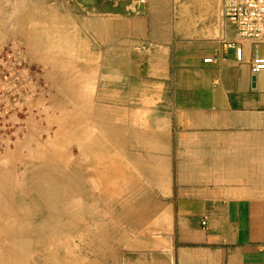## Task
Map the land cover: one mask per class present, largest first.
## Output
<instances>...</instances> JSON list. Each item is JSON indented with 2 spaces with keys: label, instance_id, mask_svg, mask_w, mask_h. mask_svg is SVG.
<instances>
[{
  "label": "rangeland",
  "instance_id": "rangeland-1",
  "mask_svg": "<svg viewBox=\"0 0 264 264\" xmlns=\"http://www.w3.org/2000/svg\"><path fill=\"white\" fill-rule=\"evenodd\" d=\"M148 2L0 0V264H125L129 253L172 248L180 161L163 135L164 96L129 83L131 50L144 49L129 33ZM156 2L161 15L147 22L170 26L182 47L238 34L225 0Z\"/></svg>",
  "mask_w": 264,
  "mask_h": 264
},
{
  "label": "crops",
  "instance_id": "crops-1",
  "mask_svg": "<svg viewBox=\"0 0 264 264\" xmlns=\"http://www.w3.org/2000/svg\"><path fill=\"white\" fill-rule=\"evenodd\" d=\"M156 1L129 33L144 48L131 50L129 83L164 96L163 135L180 161L172 248L129 253L125 264H264V73L251 70L264 42L235 34L226 44L182 47L170 26L147 22L161 15ZM230 42L243 48V61Z\"/></svg>",
  "mask_w": 264,
  "mask_h": 264
},
{
  "label": "built area",
  "instance_id": "built-area-1",
  "mask_svg": "<svg viewBox=\"0 0 264 264\" xmlns=\"http://www.w3.org/2000/svg\"><path fill=\"white\" fill-rule=\"evenodd\" d=\"M148 0H139L146 4ZM224 15L235 27L240 37L255 43L264 42V0H225ZM235 49L238 61H243V48L234 42L227 44ZM206 62L212 59H206ZM251 70L255 74L264 73V56L256 54L251 61Z\"/></svg>",
  "mask_w": 264,
  "mask_h": 264
},
{
  "label": "bare ground",
  "instance_id": "bare-ground-1",
  "mask_svg": "<svg viewBox=\"0 0 264 264\" xmlns=\"http://www.w3.org/2000/svg\"><path fill=\"white\" fill-rule=\"evenodd\" d=\"M17 16V15H16ZM13 26V25H12ZM11 29V28H10ZM8 32H10V31H8ZM23 45V44H22ZM29 54V53H28ZM35 55V54H34ZM114 64V63H113ZM116 67V66H115ZM45 69V68H44ZM20 75V74H19ZM3 84V83H2ZM1 84V85H2ZM4 85V84H3ZM5 86V85H4ZM113 88V87H112ZM59 96V95H58ZM72 96V95H71ZM62 97H64V96H62ZM66 97V96H65ZM64 97V99H66ZM68 97V96H67ZM77 97V95L76 96H74V99ZM79 97V99H80V96H78ZM69 98V97H68ZM71 98V97H70ZM81 98H82V96H81ZM106 98V97H105ZM60 99V98H59ZM63 99V100H64ZM72 100V99H71ZM81 100V99H80ZM60 101V100H59ZM61 102V101H60ZM67 102H68V100H67ZM70 102V101H69ZM68 102V103H69ZM96 102V101H95ZM59 104V102H58V100H57V102H56V104ZM74 103V102H73ZM85 103V102H84ZM55 104V105H56ZM71 104V103H70ZM82 104V103H81ZM63 105V104H62ZM83 105V104H82ZM86 105V104H85ZM96 105V104H95ZM73 106V109L75 108V109H79L78 108V106L76 105V104H73L72 105ZM68 107V106H67ZM85 107V106H84ZM61 108V107H60ZM63 108V107H62ZM69 108H70V106H69ZM82 108V107H81ZM63 110V109H62ZM68 110H70V109H68ZM85 110V109H84ZM86 111V110H85ZM36 112V111H35ZM64 112V111H63ZM69 112V111H68ZM71 112V111H70ZM73 112V111H72ZM71 112V113H72ZM70 113V114H71ZM88 114V113H87ZM86 114V115H87ZM75 115V114H74ZM85 115V116H86ZM76 116V115H75ZM78 117V116H77ZM76 117V118H77ZM57 117H55V119H56ZM65 118V117H64ZM70 118V117H69ZM115 119V118H114ZM66 120V122H67V118L65 119ZM74 120V119H73ZM83 120V119H82ZM29 121V120H28ZM62 121H63V119H62ZM99 121V120H98ZM88 122V121H87ZM60 123V122H59ZM70 123V122H69ZM72 123V122H71ZM78 123V122H77ZM61 124V123H60ZM75 124V123H74ZM85 124V123H84ZM67 125V124H66ZM45 126V125H44ZM62 126V125H61ZM65 126V125H64ZM74 126V125H73ZM28 131V130H27ZM23 132V131H22ZM68 133H69V131H68ZM17 134V133H16ZM36 134V133H35ZM63 134V133H62ZM52 136V135H51ZM17 137V136H16ZM89 138H90V136H89ZM19 139V138H18ZM9 141V140H8ZM83 146V145H82ZM70 149V148H69ZM15 150V149H14ZM82 150V152H81V154L83 153V151H84V149L82 148L81 149ZM79 151V150H78ZM53 154V153H52ZM51 154V155H52ZM72 154V153H71ZM76 155H79V154H76ZM35 156V155H34ZM48 156V155H47ZM75 155H73V157H74ZM83 156H84V154H83ZM82 156V157H83ZM81 157V158H82ZM44 158V157H43ZM57 158V157H56ZM125 158V157H124ZM50 159V158H49ZM53 159V158H52ZM59 160V159H58ZM4 161V160H3ZM36 161H38V160H36ZM65 161V160H64ZM66 161H68V160H66ZM72 161V160H71ZM74 161V160H73ZM5 162V161H4ZM63 162V161H62ZM56 163V162H55ZM80 163V162H79ZM25 164V163H24ZM61 164V163H60ZM71 165V164H70ZM73 165V164H72ZM12 166V165H11ZM30 166V165H29ZM43 166V168L45 167V165H42ZM39 167H41V166H39ZM66 167V166H65ZM21 168V167H20ZM32 169V168H31ZM49 169V168H48ZM64 169V168H63ZM18 170V169H17ZM33 170H35L34 168H33ZM157 170H159V169H157ZM39 171V170H38ZM37 171V172H38ZM42 171V170H41ZM90 171V170H89ZM160 171V170H159ZM29 172V171H28ZM55 172H57V171H55ZM92 173V172H91ZM154 174V173H153ZM157 174V173H156ZM4 176H5V174H3ZM9 175V173H7V176ZM56 175V174H55ZM62 175V174H61ZM90 175H92V174H90ZM159 176V175H158ZM20 178V177H19ZM157 178V177H156ZM78 179V178H77ZM20 180V179H19ZM94 181V180H93ZM5 182V181H4ZM13 182V184H15V185H19V183L17 182V181H15V180H13L12 181ZM43 180L41 179L40 180V177H38V180L35 178L34 179V181H33V183L35 184V185H37V184H41V186L43 185ZM95 183V182H94ZM27 184H28V182H27ZM45 186V185H44ZM46 187V186H45ZM97 187V186H96ZM44 189V188H43ZM64 190V189H63ZM69 191V190H68ZM96 191V190H95ZM48 192H50V193H56L57 192V190L56 189H51V190H48ZM93 196H94V194H92ZM96 196V195H95ZM69 198H70V201L71 200H73V199H71V196H70V192H62V194H61V196H60V198H59V207H60V209H61V211H67V210H70L71 209V207H72V205L74 204V200L72 201V202H69ZM73 198V197H72ZM90 198H92V197H90ZM94 198V197H93ZM100 199V198H99ZM48 200V198L46 197V201ZM83 200V199H82ZM92 200V199H91ZM97 200V199H96ZM110 200V199H109ZM78 202V201H77ZM94 202H97V201H94ZM109 202V201H108ZM68 203H69V206H67L68 205ZM41 204V203H40ZM104 204V203H103ZM42 205V204H41ZM79 207V206H78ZM46 208V207H45ZM1 210V209H0ZM75 210V209H74ZM2 211V210H1ZM50 211V210H49ZM51 212V211H50ZM49 212V213H50ZM71 212V211H70ZM4 213H5V211H4ZM73 213V212H72ZM71 214V213H70ZM73 214H76L77 215V213H73ZM133 214V213H132ZM6 215V214H5ZM2 216H4V214L2 215ZM51 216V215H50ZM5 217H7L5 220H7L8 219V217H9V213H8V215L7 216H5ZM30 217V216H29ZM25 218H26V216H25ZM30 218H33V217H30ZM4 220V222L2 221V222H0V231L1 232H3L5 229L4 228H2V227H6L5 225H4V223L6 222ZM8 221V220H7ZM20 221V220H19ZM18 221V222H19ZM20 223V222H19ZM14 227H15V225H14ZM62 227V226H61ZM2 229V230H1ZM7 229V228H6ZM15 229L16 228H12V232H13V234H14V237L15 238H19V237H22L21 235L23 234V232L24 231H21V230H18V231H15ZM58 229V228H57ZM62 229V228H61ZM52 232V231H51ZM33 233V232H32ZM39 233V232H38ZM47 233V232H46Z\"/></svg>",
  "mask_w": 264,
  "mask_h": 264
}]
</instances>
